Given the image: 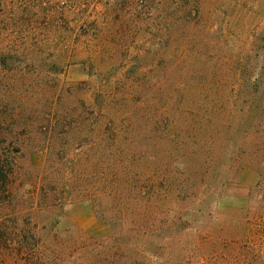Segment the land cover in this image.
Instances as JSON below:
<instances>
[{"label": "rangeland", "instance_id": "374dc122", "mask_svg": "<svg viewBox=\"0 0 264 264\" xmlns=\"http://www.w3.org/2000/svg\"><path fill=\"white\" fill-rule=\"evenodd\" d=\"M0 5V264H264V0Z\"/></svg>", "mask_w": 264, "mask_h": 264}, {"label": "trees", "instance_id": "16d2710c", "mask_svg": "<svg viewBox=\"0 0 264 264\" xmlns=\"http://www.w3.org/2000/svg\"><path fill=\"white\" fill-rule=\"evenodd\" d=\"M1 7V5H0ZM1 11V9H0ZM113 128V129H112ZM110 127L109 129L112 130H117V132L120 130V127ZM108 130V127L106 128ZM103 129H97V134H100V136L106 132H108L107 130L102 131ZM97 140V139H96ZM1 152H0V246L7 244L10 239L11 236L13 235H21L22 237V241H26L29 237H33L34 233L32 231V229L29 228H25L23 227L22 229H20L19 232L16 231V229H18V227L16 225H9L8 224V219L11 216V204L12 202H10V198L9 195H7V197H3V194H7V192L9 191V187L11 185V178L13 175V170L12 171H8L7 167L4 163V161H2V156H1ZM140 195L142 196L143 193L142 191L140 192ZM98 214L100 215V210L98 209ZM164 225V224H163ZM161 230V229H160ZM157 232L159 230H156ZM155 230H151L150 232L155 233ZM24 232V233H23ZM27 232V233H26ZM134 231L132 230H126L124 231V229L121 231V234L124 236H127L128 234L132 233ZM141 232V231H139Z\"/></svg>", "mask_w": 264, "mask_h": 264}]
</instances>
